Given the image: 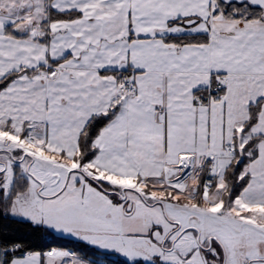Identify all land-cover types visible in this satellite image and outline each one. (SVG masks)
Here are the masks:
<instances>
[{
  "label": "snow or ice",
  "instance_id": "1",
  "mask_svg": "<svg viewBox=\"0 0 264 264\" xmlns=\"http://www.w3.org/2000/svg\"><path fill=\"white\" fill-rule=\"evenodd\" d=\"M0 264H264V0H0Z\"/></svg>",
  "mask_w": 264,
  "mask_h": 264
}]
</instances>
